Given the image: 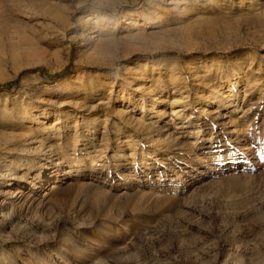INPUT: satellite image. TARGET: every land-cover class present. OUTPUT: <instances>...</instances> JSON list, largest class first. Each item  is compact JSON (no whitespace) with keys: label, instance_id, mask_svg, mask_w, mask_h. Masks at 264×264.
Returning <instances> with one entry per match:
<instances>
[{"label":"rangeland","instance_id":"rangeland-1","mask_svg":"<svg viewBox=\"0 0 264 264\" xmlns=\"http://www.w3.org/2000/svg\"><path fill=\"white\" fill-rule=\"evenodd\" d=\"M154 97L150 129L115 111ZM47 131L8 155L56 172L1 180L0 264H264V0H0V148Z\"/></svg>","mask_w":264,"mask_h":264},{"label":"bare ground","instance_id":"bare-ground-1","mask_svg":"<svg viewBox=\"0 0 264 264\" xmlns=\"http://www.w3.org/2000/svg\"><path fill=\"white\" fill-rule=\"evenodd\" d=\"M169 73V72H168ZM242 73V72H241ZM240 72H236L234 74V78L231 79V78H228L226 79L228 81V84L225 86V88H221V89H215V90H211V93H210V96L206 99V100H203V103L206 104V105H210L212 103H218L219 104V107H226L229 106V102L230 100H233L231 103L235 102L238 97H239V89L237 88L238 87V84L242 81V75H241ZM174 84H175V87L176 89L174 91H170L169 90V94H172V93H179L180 95H183V91H181V84H183V78L180 76V75H176L174 74ZM162 77V76H161ZM229 77V76H228ZM165 79V78H164ZM172 79V78H171ZM225 80V81H226ZM160 81V80H159ZM244 81V80H243ZM163 82V80H162ZM208 83V82H207ZM160 84V83H159ZM161 86H163L161 84ZM180 86V88H178ZM169 87V86H168ZM227 87V88H226ZM165 88V87H164ZM168 90V88H167ZM186 96H182V97H178V96H171V98L169 99V106H171V109H172V113L173 115H178V117H181L182 119H186L187 115L185 113V107H186V104H183L185 101L183 100V98H185ZM188 97V95H187ZM150 102L148 103L145 99H138V100H134L133 102L132 101H126V100H122L121 101V104L119 105V107L117 106L116 107V112L117 114H119L121 117H124L125 118V115L127 116V112H135L136 110H140L141 113L139 114L140 116H135V113L134 115H131V118L133 120V122H135V124L137 125H142V126H146V129L147 128H151L150 127V124L149 122V119H153L154 117L158 118L157 121H155V123L151 120V124L153 125H156V124H159L158 122L160 121V119L163 118V116L166 114V109H161V110H156L158 105L161 104L162 102L159 101V98L157 97H154L152 98L151 100H149ZM124 102V104H122ZM168 102V103H169ZM202 102V101H201ZM149 104V105H148ZM188 104V103H187ZM234 104V103H233ZM128 105V106H127ZM179 105V106H178ZM198 105V104H197ZM238 105V104H237ZM127 106V107H126ZM184 106V108L180 109L179 107H182ZM132 107L131 110H129V108ZM208 107V106H207ZM179 108V109H178ZM191 108V107H190ZM206 108V107H204ZM242 108V107H241ZM187 109V108H186ZM237 109V108H236ZM221 110V108H220ZM171 111V110H170ZM233 111V110H232ZM194 112V111H192ZM210 112V111H209ZM214 112V111H213ZM152 113H154L155 115H153ZM196 113V112H195ZM188 114V113H187ZM206 114V113H205ZM215 114V113H214ZM192 115V114H191ZM35 119H33V122L35 121H39L40 118L39 116L37 117V115H35ZM219 116V115H218ZM129 117V116H128ZM191 117V116H190ZM202 117V116H201ZM206 118V117H205ZM215 118V117H214ZM83 119H86L84 116H83ZM189 119V118H188ZM130 120V119H129ZM93 120H89L88 121V124H94L96 122H92ZM191 121V120H190ZM59 123V122H58ZM60 124V123H59ZM59 124L53 126L51 128V130H56V132H61L63 126ZM171 124V123H170ZM175 124V123H174ZM182 124V123H181ZM78 125V124H77ZM169 125V124H167ZM172 125V124H171ZM68 126V125H67ZM113 126L117 129V130H121L122 128L120 127L119 124H117L116 122L113 123ZM175 126H177L178 128H184V127H187L185 126L184 124H182L180 127L179 125L175 124ZM65 127V126H64ZM158 127V126H157ZM44 128V127H43ZM199 128V127H198ZM91 127H87V131L88 132H91ZM32 130V129H31ZM31 130H29L31 132ZM45 130H48V128H44L43 131ZM67 130V129H65ZM197 130V129H196ZM122 131V130H121ZM126 131V130H125ZM77 132V130H76ZM202 132V131H201ZM47 132H44L43 134L37 136V137H34V136H28L26 138H24V140H21V143L19 146H16V147H10L9 144H8V147H3V148H0V185H1V180L7 178V180L9 181H13V180H16L18 181L19 179H25V178H28V177H31L33 176L34 179H36V181H38L36 183V186L35 187H39L37 186L39 183L43 182L44 179H47L49 178L50 175H55L54 172H56V170L54 172H48L51 168L49 166V163L47 161L44 162V164H41L42 166L39 167V170H37L38 172L33 175V168L36 166V164L33 163V160L30 158L27 157V159H24V160H19V161H16L14 156H8L9 154L11 155H14V150L16 151L17 150H21L22 152L24 153H27V152H30V150L32 149V144L35 142H37V144H43V136L45 134H47ZM80 133V132H79ZM125 133V132H124ZM182 134H186L187 136L189 135H192V134H196L197 132H194V131H186V130H182V132H180ZM129 134V133H128ZM85 134H82V136H84ZM91 135V134H90ZM89 135V136H90ZM129 139H127L128 141V147L132 150L131 153L127 154L125 153V150L124 148H120L119 150H117L116 154H121L122 156H132L134 157V149H135V144H134V138L132 137V134L131 135H128ZM85 137V136H84ZM171 137L172 136H168L166 139H164L165 142H169L171 141ZM193 137V136H192ZM86 138V137H85ZM62 139V138H61ZM134 139V140H133ZM196 139V138H195ZM205 139V138H204ZM97 140V139H96ZM66 142V141H65ZM197 142V141H195ZM127 143V142H126ZM176 144H178V142H176ZM6 145V144H5ZM38 145V146H39ZM85 145V144H84ZM91 145V144H90ZM94 146V145H93ZM123 147V146H122ZM127 147V146H126ZM175 148V147H174ZM129 149V150H130ZM142 149V148H141ZM140 149V150H141ZM176 149V148H175ZM178 150V149H177ZM3 151V152H2ZM6 151V152H5ZM93 151H96V150H93ZM144 151V150H143ZM170 151V150H169ZM62 152V151H60ZM85 152V151H84ZM171 152V151H170ZM174 152V151H173ZM144 153V152H143ZM142 153V154H143ZM178 153V152H177ZM139 154V153H138ZM141 154V155H142ZM147 155V153H146ZM85 156V155H84ZM87 156L89 157V159L91 158L92 160V156L90 154V151L87 152ZM126 156V157H127ZM137 156V155H136ZM130 157V158H132ZM147 157V156H146ZM144 158V157H143ZM120 159V158H119ZM139 159V158H138ZM125 160V159H124ZM133 160V159H132ZM140 160V159H139ZM143 160V159H142ZM141 160V161H142ZM145 160V159H144ZM79 161V160H78ZM81 161V160H80ZM88 161V159H87ZM94 161V160H93ZM95 162V161H94ZM143 162V161H142ZM81 163V162H80ZM90 163V162H89ZM139 163V162H138ZM70 164V163H69ZM72 164V163H71ZM145 164V163H144ZM21 165H26L25 167H27V169L21 173V172H18L17 170L20 168ZM76 165V164H75ZM80 165V164H79ZM98 165V163H97ZM120 165V164H119ZM71 166V165H70ZM73 166V165H72ZM125 166V165H124ZM78 167V166H77ZM76 167V168H77ZM94 167V166H93ZM99 167V166H98ZM100 168V167H99ZM102 168V167H101ZM121 168H122V165H121ZM72 169V168H71ZM71 169L69 171H67L66 173H70L71 172ZM96 169V167H95ZM59 171V170H58ZM77 171V169H76ZM75 171V172H76ZM77 174V173H76ZM75 174V175H76ZM96 174V173H95ZM88 175V174H87ZM80 176V175H79ZM54 177V176H53ZM58 178V177H57ZM15 183V182H14ZM55 185H53L52 187H54ZM22 192V188H18L16 191H15V196H18L20 193ZM52 192V191H51ZM13 202V201H12ZM11 202V203H12Z\"/></svg>","mask_w":264,"mask_h":264},{"label":"snow or ice","instance_id":"snow-or-ice-1","mask_svg":"<svg viewBox=\"0 0 264 264\" xmlns=\"http://www.w3.org/2000/svg\"><path fill=\"white\" fill-rule=\"evenodd\" d=\"M255 146V145H254ZM259 155V154H258ZM261 162L264 163V156H261Z\"/></svg>","mask_w":264,"mask_h":264}]
</instances>
